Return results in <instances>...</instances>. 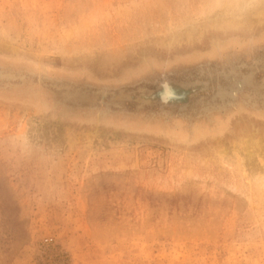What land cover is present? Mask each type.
<instances>
[{
    "label": "rangeland",
    "instance_id": "374dc122",
    "mask_svg": "<svg viewBox=\"0 0 264 264\" xmlns=\"http://www.w3.org/2000/svg\"><path fill=\"white\" fill-rule=\"evenodd\" d=\"M229 6L0 0V264H264V104L238 93L208 121L63 95L258 82L264 1L233 20Z\"/></svg>",
    "mask_w": 264,
    "mask_h": 264
},
{
    "label": "bare ground",
    "instance_id": "6f19581e",
    "mask_svg": "<svg viewBox=\"0 0 264 264\" xmlns=\"http://www.w3.org/2000/svg\"><path fill=\"white\" fill-rule=\"evenodd\" d=\"M263 1L262 0H241V3H237L238 0H230V6L225 8L224 11H225V14L231 15L232 17L230 19L233 20L236 17H240L243 14V12L245 11V9H247V7H249L250 5H253L254 3H260ZM254 8H256V7H254ZM247 11H249V10L247 9ZM256 11H258L257 8H256ZM246 13H248V12H246ZM257 13H259V12H257ZM242 16H241V18H242ZM225 19H227V18L223 19V16L222 17L221 16H218V17L215 16V17L211 18V21H213L211 23L213 24L214 22H217V24H219V23H222ZM227 21H230V20H227ZM185 25H187V24L185 23ZM191 30H193V29H191ZM247 76L250 77V75H247ZM226 77H228V76H226ZM208 82L209 81H207V80H203V81L198 80L195 83L187 85V83H183V82L181 83L178 80L166 79V80L161 82L160 88L158 90H154V89L149 88L147 86H140V87H137L135 90L119 89L117 91H111V97L110 98H107V90L104 91V90L96 89V90H88L87 91L86 89L85 90L79 89L73 85H67L66 87H64L63 95L65 96V98H70L72 101H75L76 103L81 101V102H86L88 104H94V103H99L100 105L113 104V105H116L117 108H119V109H122L124 107L123 104L126 101H131L136 106V112H139L142 107L143 108L144 107L146 108V106L151 107V105H156V104H168L169 106H172V105H176L177 103H182V104L187 105V102H184L181 99V96H183L182 94L185 95V98L187 100H190L194 96L193 95L194 91H196L197 89L200 90V88L207 87ZM235 82H239V83L237 85H232V84L230 85L229 84L228 85L229 88L223 87L221 89L220 93L222 95H228V94L231 95V93L236 90L237 86L242 85V83L240 81H235ZM245 82H246V80H245ZM263 85H264V78H263ZM61 91H62V89H61ZM181 91H184V92L181 93ZM187 100H185V101H187ZM226 101H227V99H226ZM225 102H224V104H225ZM243 104L246 105L245 103H243ZM159 108H160V106H159ZM215 112H218V111H215ZM208 113L211 114L214 112H212L211 110L206 111V113L201 114V116L203 115L204 119H208V121H209L210 120V118H209L210 114H208ZM164 115H166V113ZM152 116H154V115H152ZM158 117H160V116H158Z\"/></svg>",
    "mask_w": 264,
    "mask_h": 264
},
{
    "label": "flooded vegetation",
    "instance_id": "af4514ba",
    "mask_svg": "<svg viewBox=\"0 0 264 264\" xmlns=\"http://www.w3.org/2000/svg\"><path fill=\"white\" fill-rule=\"evenodd\" d=\"M261 62L264 63V58L261 59ZM249 74L251 75L250 77L247 76L248 74H246V75H244L242 77H237V75L235 73H229V74H224V75L221 74V75H219L220 76L219 77L218 75H216L213 72L209 71V73H207V75H206V79H204V80L209 81L207 87L204 88V89L198 90L200 92L205 91V94H203L201 96L199 95V97H193L190 100H187L185 98V95L182 94L183 95V96H181L182 101L187 102V105H184L183 108H186L189 105H192V106H195V107L200 105V106H205L208 111L209 110H213L212 108H214V107L215 108L216 107L217 108L224 107V105H222V104H224L226 99H227V101L225 103H228V105H230V103L232 104L234 99L236 98V95L238 93H242V92L245 93L246 97L249 99V101L251 103L254 104L256 101H259L260 103L264 104V85H263L264 73H263L261 79L258 82L254 81L253 73H249ZM201 75L203 77V74H201ZM226 76H228V77H226ZM217 78H220V80L217 81ZM199 79H201V77ZM229 79H230V81H229ZM210 80H212L213 82L211 83ZM233 80H234V82L235 81H243L244 80V83H242L241 86L236 88V92H237L236 94H234V95H229V94L228 95H222L220 93L222 87H228V85ZM245 80H246V83H245ZM224 83H226V84L222 85ZM160 84L156 88H152V89L158 90L160 88ZM212 84H216L215 86H218L219 88L216 89V90L215 89L214 90L209 89V87ZM246 87H249L248 88L249 90ZM183 92L184 91H181V93H183ZM257 92H259V94H263V96L262 97H261V95L258 96ZM260 92H262V93H260ZM185 100H187V101H185ZM208 114H210V113H208Z\"/></svg>",
    "mask_w": 264,
    "mask_h": 264
}]
</instances>
